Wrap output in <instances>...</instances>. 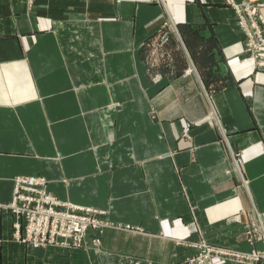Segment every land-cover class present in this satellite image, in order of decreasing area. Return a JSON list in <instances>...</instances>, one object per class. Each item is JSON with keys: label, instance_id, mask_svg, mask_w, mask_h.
<instances>
[{"label": "crops", "instance_id": "0c3cea01", "mask_svg": "<svg viewBox=\"0 0 264 264\" xmlns=\"http://www.w3.org/2000/svg\"><path fill=\"white\" fill-rule=\"evenodd\" d=\"M234 1L264 29V0ZM229 2L0 0V264L264 248V52L247 56ZM17 176L105 227L78 249L16 242Z\"/></svg>", "mask_w": 264, "mask_h": 264}, {"label": "built area", "instance_id": "2783aa9c", "mask_svg": "<svg viewBox=\"0 0 264 264\" xmlns=\"http://www.w3.org/2000/svg\"><path fill=\"white\" fill-rule=\"evenodd\" d=\"M28 2L29 6L33 4V0H28ZM231 3L240 20L239 28L245 35V53L259 62L264 51V31L259 21V12L250 4H235L233 0ZM238 161L241 162L239 158L235 159L236 166ZM14 180L15 198L12 203L7 205V209L15 217L13 237L16 242L34 248H59L60 246L66 249L80 248L83 244V234L88 227L100 230L105 226L102 225L105 222L95 215V211L82 214L71 211L67 212V217H64L67 210L65 211L63 205L54 202V197L45 189L44 182L42 183L38 177L29 180L28 177L17 176ZM67 234L70 235V238L66 237ZM247 234L252 237L249 231ZM253 240L252 238L248 239V242L252 244L259 241L264 246V234L261 238ZM190 245L197 249L198 255L187 258L186 264H221L224 262L258 264L264 261V248L240 252L210 245L203 241Z\"/></svg>", "mask_w": 264, "mask_h": 264}, {"label": "bare ground", "instance_id": "6f19581e", "mask_svg": "<svg viewBox=\"0 0 264 264\" xmlns=\"http://www.w3.org/2000/svg\"><path fill=\"white\" fill-rule=\"evenodd\" d=\"M254 26H256V25H254ZM262 27V26H261ZM263 29V28H262ZM263 31H264V29H263ZM238 164V163H237ZM236 170H237V172L239 173V171H238V167L236 168ZM29 178V180H33L34 178L33 177H28ZM41 181H42V183L44 182V184H45V181L43 180V178H40V177H38ZM14 185H15V180H14ZM14 191H15V189H14ZM14 198H15V195H14V197H13V200L12 201H14ZM54 200V202H56V203H58L59 205H63V207H64V209H65V211H66V213L63 215L64 217H67V215H68V213L69 212H71V210H73L74 212H78L79 214H82V213H84V212H88V211H91V212H93L94 210H92V209H90V208H83V207H80V206H76V205H73V204H70V203H62V202H60V201H58V200H56V199H53ZM12 203V202H11ZM68 212V213H67ZM97 213V212H96ZM81 221H83V220H81ZM80 221V222H81ZM83 222H85V221H83ZM103 226L105 225V224H102ZM105 227V226H104ZM103 227V228H104ZM79 228V227H78ZM77 228V229H78ZM89 229H91V227H88L86 230H85V232H84V234H83V237H82V242H84V238H85V235H86V232L89 230ZM102 229V228H101ZM100 229V230H101ZM81 231H82V229H81ZM66 237L67 238H70V235L69 234H67L66 235ZM96 243H97V245L99 244V240L98 239H96Z\"/></svg>", "mask_w": 264, "mask_h": 264}, {"label": "rangeland", "instance_id": "374dc122", "mask_svg": "<svg viewBox=\"0 0 264 264\" xmlns=\"http://www.w3.org/2000/svg\"><path fill=\"white\" fill-rule=\"evenodd\" d=\"M36 1L37 0H33V4L34 3H36ZM40 1H44V2H46L47 0H40ZM230 2H229V5H230V7L232 8V10H233V12H234V21H235V23H236V25L238 26V28L240 27L239 26V22H240V20H239V18H238V14L236 13V11H235V8H234V6L232 5V3H231V0H229ZM25 2H26V5L28 6V4H27V0H25ZM233 2L235 3V4H238V3H236L234 0H233ZM32 4V5H33ZM245 4H247V3H245ZM252 6V5H251ZM253 7V6H252ZM262 26V25H261ZM240 29V28H239ZM241 30V29H240ZM242 32V31H241ZM243 33V32H242ZM243 35H244V33H243ZM244 37H245V35H244ZM247 42V41H246ZM246 45H247V43H246ZM264 52V51H263ZM247 56L249 57V55L247 54ZM50 193V192H49ZM52 195V194H51ZM7 209V208H6ZM8 211H9V209H7ZM72 212H74L73 210H71ZM9 213H10V215L13 217V223H12V229H14V224H15V217L13 216V214L9 211ZM76 213H78V212H76ZM103 212H98V213H95V215L97 216L98 215V217L102 214ZM106 223V222H105ZM89 230H92V228L91 229H89ZM93 230H95V231H98V232H100V230H97V229H93ZM13 234H14V231H13ZM13 234H12V236H13ZM14 238V237H13ZM255 238V233H254V231L252 230V239H254ZM96 239H98V238H93V240H92V244L95 246V248H96V245H97V243H96ZM15 240V239H14ZM99 240V239H98ZM82 246H83V244H82ZM39 248V247H38ZM59 248H62V249H66L65 247H62V246H60ZM79 248V247H78ZM78 248H74V249H78ZM67 249H70V248H67ZM198 255V252L194 255V256H192V257H196ZM189 258H191V257H189Z\"/></svg>", "mask_w": 264, "mask_h": 264}]
</instances>
